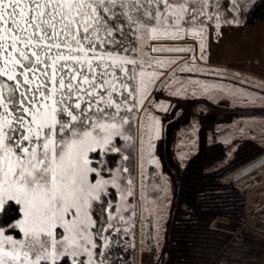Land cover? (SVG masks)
Listing matches in <instances>:
<instances>
[{"label": "snow or ice", "instance_id": "snow-or-ice-1", "mask_svg": "<svg viewBox=\"0 0 264 264\" xmlns=\"http://www.w3.org/2000/svg\"><path fill=\"white\" fill-rule=\"evenodd\" d=\"M209 6L210 0H0V212L10 201L20 206L22 218L8 227L23 233L14 239L0 227V264H60L68 257L83 264L82 256L97 264L93 203L119 184L100 177L89 153L109 149L115 137L132 140L126 126L136 124L164 75L159 69L177 63L153 54L191 51L158 42L189 30L202 34L201 17L218 19ZM172 83H179L174 76ZM140 129L152 148L159 119L146 116ZM127 185L122 199L134 195L131 179ZM106 211L115 219L110 205ZM112 228L109 222L100 232ZM100 239L107 249L109 238Z\"/></svg>", "mask_w": 264, "mask_h": 264}, {"label": "rangeland", "instance_id": "rangeland-1", "mask_svg": "<svg viewBox=\"0 0 264 264\" xmlns=\"http://www.w3.org/2000/svg\"><path fill=\"white\" fill-rule=\"evenodd\" d=\"M226 1L230 13L223 9ZM238 1L210 0L207 11L218 19L200 18V40L184 33L158 42L194 44L195 57L154 53L177 63L159 69L164 75L136 113V124L126 126L132 140L115 137L109 149L89 153L100 177H115L119 184H109L101 201L93 203V220L95 207H104L105 214L92 229L97 264H264V165L239 180L230 173L264 154V24L240 23ZM185 65L197 70L165 77ZM173 76L179 83H172ZM177 90L180 94L173 95ZM146 116L160 121L152 148L140 129ZM109 154L119 156L117 163L107 161ZM128 179L134 195L122 199ZM109 205L115 219L109 220ZM19 208L9 225L22 218ZM109 222L113 228L100 232ZM4 228L5 235L23 238L19 228ZM62 233L57 228V239ZM100 236L109 238L107 249ZM117 247L121 256L116 259ZM80 259L87 264L86 256Z\"/></svg>", "mask_w": 264, "mask_h": 264}, {"label": "trees", "instance_id": "trees-1", "mask_svg": "<svg viewBox=\"0 0 264 264\" xmlns=\"http://www.w3.org/2000/svg\"><path fill=\"white\" fill-rule=\"evenodd\" d=\"M223 2V0H222ZM235 8L239 9L237 12L236 19L244 24V25H263L264 24V0H242L238 1ZM223 9H228L227 12L230 13V4L226 1L223 3ZM135 156L134 152L132 153ZM119 156L116 154H109L107 161L111 164L117 163V158ZM120 160V159H119ZM96 206V205H95ZM17 209L18 205L14 204V202L10 201L5 205V209L0 212V227H5L12 223L17 217ZM104 207L101 209L99 207H95L93 211V215L96 218V221L99 223V220L103 219L105 214L103 211ZM5 220H9L6 222ZM121 256L120 248H114V256ZM70 258L67 260L61 258L60 264H70Z\"/></svg>", "mask_w": 264, "mask_h": 264}, {"label": "water", "instance_id": "water-1", "mask_svg": "<svg viewBox=\"0 0 264 264\" xmlns=\"http://www.w3.org/2000/svg\"><path fill=\"white\" fill-rule=\"evenodd\" d=\"M163 45L166 47L185 48V49L191 50V51H186V52H162L164 54L190 53L192 56L195 57L196 48H195L194 44L166 43ZM174 69H177V67H175ZM173 70L169 74H167L165 77H168L171 73H173ZM263 165H264V154H261V155H258L257 157H255L254 159L250 160L249 162L241 165L240 167L232 170L230 172L231 177L233 180H239V179L245 177L246 175L254 172L258 168L262 167Z\"/></svg>", "mask_w": 264, "mask_h": 264}, {"label": "bare ground", "instance_id": "bare-ground-1", "mask_svg": "<svg viewBox=\"0 0 264 264\" xmlns=\"http://www.w3.org/2000/svg\"><path fill=\"white\" fill-rule=\"evenodd\" d=\"M188 29H191V27H189ZM187 36L192 38V39H195V40H200V38H201V34L200 35H192L190 30L187 32Z\"/></svg>", "mask_w": 264, "mask_h": 264}]
</instances>
